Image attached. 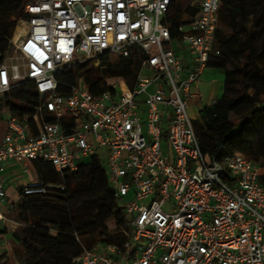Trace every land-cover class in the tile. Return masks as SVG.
Returning <instances> with one entry per match:
<instances>
[{
	"label": "built area",
	"instance_id": "built-area-1",
	"mask_svg": "<svg viewBox=\"0 0 264 264\" xmlns=\"http://www.w3.org/2000/svg\"><path fill=\"white\" fill-rule=\"evenodd\" d=\"M173 2L28 0L0 63V98L32 83L40 103L32 124L4 118L0 206L9 164L28 175L48 162L63 176L98 156L130 224L122 248H84L73 264H264V168L241 153L204 154L189 116L215 56L221 0L191 3L196 16L179 26ZM104 56L139 59L135 79H109L101 94L84 84L59 93L62 68ZM52 187L36 178L21 192ZM11 215L0 211L5 240L22 227Z\"/></svg>",
	"mask_w": 264,
	"mask_h": 264
},
{
	"label": "trees",
	"instance_id": "trees-1",
	"mask_svg": "<svg viewBox=\"0 0 264 264\" xmlns=\"http://www.w3.org/2000/svg\"><path fill=\"white\" fill-rule=\"evenodd\" d=\"M27 2L0 0V63L11 52L10 40L19 20L25 17ZM191 3L181 6L174 0L171 7L174 26L196 16L197 10L190 7ZM214 53L208 67L224 71V95L205 105L200 111V121H194L201 150L219 158L241 153L264 168V0H221ZM138 64L137 58L116 60L104 56L97 66L67 65L56 74L59 93L67 96L72 88L84 84L93 93L101 94L109 90V79L134 80ZM33 91L34 85L26 83L1 97L0 119L3 113L10 112L19 121L32 124L40 104ZM68 121L62 120L65 130ZM34 168L38 179L54 187L44 194L29 196L20 190L22 203L16 219L22 227L11 238L23 248L25 264H73L84 248L123 247L127 236L118 243L105 236L112 219L129 235L132 230L119 200L113 196L100 157L93 156L77 172L63 176L48 162H38ZM261 182L264 184V176ZM80 194L89 197L78 201L76 197ZM88 217L92 220L84 226H75V221ZM3 234L0 228V243ZM0 264H11L7 254H0Z\"/></svg>",
	"mask_w": 264,
	"mask_h": 264
},
{
	"label": "rangeland",
	"instance_id": "rangeland-1",
	"mask_svg": "<svg viewBox=\"0 0 264 264\" xmlns=\"http://www.w3.org/2000/svg\"><path fill=\"white\" fill-rule=\"evenodd\" d=\"M181 3V6H187L191 2H195L196 0H178ZM15 63H21L20 60L14 59ZM231 67V66H229ZM201 80L203 81L198 88V90L193 89V92L197 94L198 97L192 102V106L189 109V116L194 121H200V111L205 105H211L213 102H216L220 100L224 95V84H225V74L223 70L210 68L208 67L205 71V73L202 75ZM33 97L36 99V95L33 94ZM202 99V102L198 101ZM6 113V112H5ZM4 114V113H3ZM2 114V115H3ZM233 119V118H232ZM86 162H89V159H85ZM35 168L32 166V171L30 172V175L32 176L35 174ZM89 197L88 194H80L76 198L78 201L82 200L83 198ZM18 201L15 203V209H13L11 217L13 219H16L18 217V210L22 203V196L19 193ZM92 220V217H88L86 219H82L79 221H75V226L80 227L84 226L86 223ZM108 227V234H106V237H109L110 239H113L115 242H120L123 238L126 237V233L124 230L119 229L117 226V221L115 219H112L107 224ZM21 231V229L18 230V233ZM17 242L13 241V248H17L20 252H23V248L21 246L17 245ZM17 254V253H16ZM18 264L21 263V253H18ZM16 262V261H15ZM13 262V263H15Z\"/></svg>",
	"mask_w": 264,
	"mask_h": 264
},
{
	"label": "crops",
	"instance_id": "crops-1",
	"mask_svg": "<svg viewBox=\"0 0 264 264\" xmlns=\"http://www.w3.org/2000/svg\"><path fill=\"white\" fill-rule=\"evenodd\" d=\"M206 71V70H205ZM204 71V73H205ZM203 73V74H204ZM203 81L201 80V82L199 84H197L194 89L198 90V88L200 87L201 83ZM200 102H202V99L200 98V100H198ZM8 113H4L2 115V118L0 119V133L4 130L5 128V123H4V118L6 117ZM37 176H35L34 174L31 176L30 174H24L21 169L19 168L18 165L16 164H9L5 170L4 173V179L6 180V184H5V190L7 193L6 196V201L0 206V211L2 212H6L8 209H11L13 212V209H15V203L18 201V196L20 193L21 188L28 183L30 180L32 179H36ZM1 228V226H0ZM13 232H10L7 236H6V240L3 238L1 243H0V254H7L11 260V264H18V253H21V263L25 264V252H20L17 248H13V240L11 238V234ZM6 241H9L10 243V248L7 249L5 247ZM18 245V244H17ZM17 253V254H16ZM16 261V262H15ZM15 262V263H13Z\"/></svg>",
	"mask_w": 264,
	"mask_h": 264
}]
</instances>
